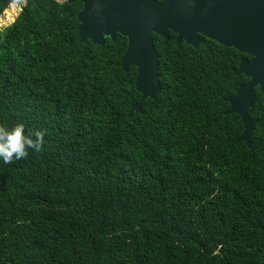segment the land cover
Wrapping results in <instances>:
<instances>
[{
    "label": "trees",
    "instance_id": "1",
    "mask_svg": "<svg viewBox=\"0 0 264 264\" xmlns=\"http://www.w3.org/2000/svg\"><path fill=\"white\" fill-rule=\"evenodd\" d=\"M24 1L0 31V125L46 143L0 161V264H264V105L249 146L237 50L153 34L161 90L131 117L128 39L81 43L82 3Z\"/></svg>",
    "mask_w": 264,
    "mask_h": 264
},
{
    "label": "water",
    "instance_id": "2",
    "mask_svg": "<svg viewBox=\"0 0 264 264\" xmlns=\"http://www.w3.org/2000/svg\"><path fill=\"white\" fill-rule=\"evenodd\" d=\"M82 3L78 14V37L81 43L91 41L102 46L105 38L115 40L119 34L128 39L121 58V68L137 70L136 89L142 95L130 116L142 110L144 101L161 90L157 73V52L153 34L169 41V32L182 41L199 48L206 39L225 47H235L254 56L242 59L237 75L250 81L241 85L227 99L228 114H238L243 120V139L250 138L258 124L249 111L254 108L260 88L264 105V0H66ZM264 111V109H263Z\"/></svg>",
    "mask_w": 264,
    "mask_h": 264
},
{
    "label": "clouds",
    "instance_id": "3",
    "mask_svg": "<svg viewBox=\"0 0 264 264\" xmlns=\"http://www.w3.org/2000/svg\"><path fill=\"white\" fill-rule=\"evenodd\" d=\"M45 130L29 129L25 132V125L15 124L10 129L0 125V161L12 164L16 161L27 159L30 150L39 153L45 145Z\"/></svg>",
    "mask_w": 264,
    "mask_h": 264
},
{
    "label": "rangeland",
    "instance_id": "4",
    "mask_svg": "<svg viewBox=\"0 0 264 264\" xmlns=\"http://www.w3.org/2000/svg\"><path fill=\"white\" fill-rule=\"evenodd\" d=\"M59 2H63L65 0H57ZM24 0L17 1L9 6V8L0 16V31L3 30L5 27L11 25V23L17 17L21 5L24 4Z\"/></svg>",
    "mask_w": 264,
    "mask_h": 264
},
{
    "label": "flooded vegetation",
    "instance_id": "5",
    "mask_svg": "<svg viewBox=\"0 0 264 264\" xmlns=\"http://www.w3.org/2000/svg\"><path fill=\"white\" fill-rule=\"evenodd\" d=\"M158 1H162V0H158ZM171 34H175V33H171V32H169V39H170V35ZM176 35V34H175ZM175 41H177V35H176V38H175ZM208 41H209V39H206V42H205V44H207L208 43ZM182 42H184V41H182ZM205 44H202V45H205ZM219 45H221V44H219ZM223 46V45H222ZM193 47V46H192ZM200 47V46H199ZM223 47H225V46H223ZM227 48H231V47H227ZM233 48H235V47H233ZM236 50H237V52H238V59H239V61H238V68L237 69H235V72L239 69V67H240V64H241V61H242V59H247L249 62L250 61H252L253 60V58H254V56L253 55H251V54H248V53H246V52H243V51H240L239 49H237V48H235ZM245 76V75H244ZM246 77V76H245ZM250 80L248 79V81L246 82V83H243L242 85H245V84H247L248 82H249ZM241 86V85H240ZM257 89H259L260 90V88H255L254 89V93L256 92V90ZM261 92V91H260ZM256 94V96H257V99H258V94L257 93H255ZM261 95H262V93H261ZM262 99H263V95H262ZM256 102H257V100H256ZM256 104V103H255ZM264 109V108H263ZM264 112V111H263ZM251 117V116H250ZM252 119H253V117H251ZM254 120V119H253ZM255 120H258V119H255ZM254 120V121H255Z\"/></svg>",
    "mask_w": 264,
    "mask_h": 264
}]
</instances>
